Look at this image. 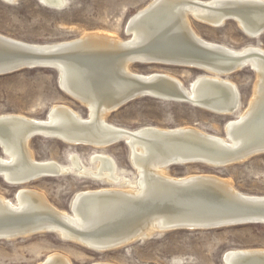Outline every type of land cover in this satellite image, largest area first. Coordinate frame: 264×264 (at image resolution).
I'll use <instances>...</instances> for the list:
<instances>
[{
  "label": "bare ground",
  "instance_id": "obj_1",
  "mask_svg": "<svg viewBox=\"0 0 264 264\" xmlns=\"http://www.w3.org/2000/svg\"><path fill=\"white\" fill-rule=\"evenodd\" d=\"M4 1L14 4L17 0ZM40 1L57 9L67 4L66 0ZM158 1L150 0L127 20L124 31L129 35L128 39H121L105 31H92L67 40L34 43L0 33L2 38L42 48L45 52L53 51L65 44H75L60 50V55L44 60L43 63L57 68L58 82L62 91L87 109L86 117H82L68 105L59 103L51 106L46 119H36L17 113L0 114V119L11 118L24 124L47 126L26 129L23 123L12 122L0 127V147L7 156L0 157V177L6 183L18 187L14 200L0 194V240L52 232L57 233L64 240L77 242L97 251L125 246L155 232H165L174 227L175 224L170 221L173 218L167 217L170 215L166 214L177 209L176 206L179 207L177 196L182 193H172L169 197V192L182 191L187 188L183 186L189 185L186 183L197 179L216 185L232 195L264 199V195L242 193L235 189L228 179L214 174L200 173L180 177L167 174V168L172 165L203 163L221 167L264 153L260 152L264 149V143L249 146L253 142L264 139V114H262L264 62L259 56V54L264 56V49L257 45L232 48L222 43L205 40L194 31L190 22L192 17L198 22L219 27L224 17L234 16L238 27L248 37L256 38L264 32V22L260 23V18L251 16L249 12L244 13L243 11L247 9L240 8H264V0H188L196 4L186 7L180 3L186 0H165L157 3ZM223 1L242 2V5H232V8H236L235 12L233 10V12L221 14L214 6ZM161 12L168 14L166 21L155 24L157 15ZM168 30L180 33L182 38L193 37L206 47L223 49L235 56L248 54L239 60H232V63L235 65V71L244 65L254 71L253 93L245 109L236 118L225 122V136L207 133L191 125L173 128L142 126L137 129H128L107 121L108 114L119 109L129 97L188 102L221 115H231L239 110L240 97L237 86L229 78L224 77L232 74V63L214 55L197 54L191 51L172 54L153 50L156 48L152 47V44L162 41L163 34ZM174 36L177 35L174 34ZM74 52H88L92 57L103 60L105 71H95V69L92 73L94 74L93 84L88 87L82 85L84 80L82 71L87 73L88 67L74 60L73 56H62ZM188 54L194 56V59L181 57ZM134 63L184 66L206 70L209 74L199 75L188 87H185L178 77L167 72L132 71L130 65ZM158 133L183 135L181 138H171L155 135ZM32 136L57 138L68 144L90 145L99 149L123 141L129 147V157L137 175L134 181L121 176L114 159L103 152H95L91 156L90 161L94 164L93 167L84 165L75 153L70 154L68 165L54 160H36L28 146ZM201 136L216 140L220 148H224L225 153L229 151L232 156L228 157V154L221 153L218 156L217 153L214 156L177 153L190 148L197 151L205 147L197 141ZM68 172L112 184L123 183V186L111 185L77 191L71 199L70 212L56 208L42 193L27 187L28 183L37 178L59 176ZM23 180L29 182L19 185L18 183ZM171 184L181 187H174ZM169 199L175 200L173 201L175 203H171L174 206H169ZM150 201L156 202L155 207L148 206L143 214H138L137 212L141 211L138 209H142L145 204L151 203ZM195 201L199 200L195 199ZM48 216L55 220L61 219L72 230L52 221L38 222ZM132 232L133 234L120 246H113L120 240L111 239L118 238L117 235L120 233ZM90 234H95L98 238H108V240L102 243L96 241V238H93L94 235L92 237ZM222 259L223 264H264V249H230L224 252ZM37 264H71V261L62 253L52 252ZM90 264L112 263L95 261Z\"/></svg>",
  "mask_w": 264,
  "mask_h": 264
},
{
  "label": "rangeland",
  "instance_id": "obj_2",
  "mask_svg": "<svg viewBox=\"0 0 264 264\" xmlns=\"http://www.w3.org/2000/svg\"><path fill=\"white\" fill-rule=\"evenodd\" d=\"M60 9L40 0H18L8 4L0 0V33L34 43H50L78 37L86 32L105 31L128 39L124 31L127 20L150 0H66ZM194 31L203 39L232 48L257 45L264 49V32L248 37L232 20L212 27L190 17ZM130 69L140 73L161 71L178 77L185 87L206 70L184 66H162L134 63ZM224 77L234 82L239 91V110L221 115L188 102L141 97L130 101L106 117L107 121L128 129L142 126L173 128L191 125L207 133L225 136L224 124L236 118L250 101L255 84L252 69L241 68ZM65 104L82 117L87 109L66 94L58 85V75L50 68L25 69L0 76V114L17 113L36 119H46L53 104ZM28 146L36 160H54L69 164L75 153L86 166L95 152L111 156L123 177L134 181L137 171L129 157V147L123 141L105 148L73 145L57 138L33 136ZM0 157H7L0 147ZM214 174L228 179L245 194L264 195V153L221 167L203 163L172 165L167 174L175 177L189 174ZM123 186L68 172L59 176H44L27 187L42 193L56 208L70 212L71 199L77 191ZM18 187L0 177V194L14 200ZM264 249V224H246L211 230H172L154 234L125 246L97 251L77 242L67 241L57 233L43 232L11 240H0V264H37L47 254L62 253L71 264L106 261L112 264H223L222 256L230 249Z\"/></svg>",
  "mask_w": 264,
  "mask_h": 264
},
{
  "label": "water",
  "instance_id": "obj_3",
  "mask_svg": "<svg viewBox=\"0 0 264 264\" xmlns=\"http://www.w3.org/2000/svg\"><path fill=\"white\" fill-rule=\"evenodd\" d=\"M163 1L165 0H159L157 3H161ZM180 3L182 6H185V7L192 5V4H196V2L188 1V0L180 2ZM241 3H238L235 1H231V2L223 1L214 7L221 14H224L228 12H233V10L235 12L236 8H232L231 6L232 5L234 6L242 5ZM240 9L242 10L247 9V10H244L243 12L244 13L249 12L250 14H252L251 16L254 15V17L256 18L258 19L260 18V21H259L260 23L264 22V8L242 7ZM167 15L168 14L165 12L159 13L157 15V20L155 24H159L161 22L166 21ZM229 20H232L237 25V19L234 16L224 17L223 21L220 22L219 25H223L226 21H229ZM167 26H169V24ZM174 34L177 36H174ZM73 45L75 44H71V45L65 44L63 46H58L53 51L45 52L44 49L42 48L24 45V44L13 42L12 40L0 37V76L11 74V73L18 72V71L25 70V69H37V68H50V69L55 70L57 73L58 70L57 68H55V66L46 65L45 63H43V61L57 57L58 55H60L59 54L60 50L67 49L68 47H71ZM152 47L156 48L153 50H160L159 53L181 54L180 52L191 51L197 54L214 55L230 63H232V60L233 61L236 59L239 60L241 57H245L246 55H248V54H245L244 56H235L234 54H231L230 52H227L226 50H223V49L209 48V47L204 46L200 41L196 40L193 37H190V38L183 37L182 38V35L180 33L177 34L171 30L165 31V33L163 34V40L154 42L152 44ZM62 56L63 57L73 56L72 58L74 60L79 61L83 65H86L88 67L87 73L82 71V74L84 77V80L82 82L83 86L85 85L88 87L90 86V84H93L92 78H94L93 77L94 74L92 73H94L95 69H96L95 71H98V70L105 71V66L103 65L104 63H102L103 60L101 61L100 58L92 57L91 53L74 52L70 54L66 53ZM259 56H261V59L264 62V56L262 54H259ZM181 57L193 58L194 56H192L191 54H188V55H182ZM91 58L93 59V62ZM234 66L235 65L232 63V73L235 71ZM246 67L249 68L246 65L242 66V68H246ZM96 76L97 74L95 75V77ZM58 85L61 88L59 82H58ZM132 98L133 97L127 98L121 104V106L129 103L132 100H135ZM262 114H264V110L262 111ZM18 121L19 120L17 119H11V118L0 119V127L11 124L12 122H18ZM18 123L22 124L23 122H18ZM22 125L26 129L30 127L31 128L47 127L42 124H24L23 123ZM155 135H159L163 137H171V138H181L183 134H177V133L160 134L158 133ZM199 138L200 139L197 141H199V143H202L205 147L197 151L196 149L190 148V149H186V151L184 150V151L177 152V153L181 155L204 154V155H209V156H212V155L214 156L215 153H217V156H218V154L221 153V154H228V157L232 156V153H229V151L225 153L226 151L223 150L224 148H220L221 146L216 142V140L205 138L202 136ZM262 143H264V139L253 142L249 146H257ZM260 152H264V149L260 150ZM26 182H29V181L23 180L19 182L18 184L22 185V184H25ZM186 184H189V185L183 186V187H187L183 189L185 191L182 190V191H176V192L174 191L171 193L169 192V197L172 195V193H182V194L177 196L179 200V202L177 203L180 204L179 207L176 206L177 209H174L172 212H169L167 214L165 213L166 215H170L167 217L173 218V220L170 219V221L175 224L174 227H171L167 231L211 230V229H218V228L236 226V225H242V224L243 225L264 224V199L243 198L240 196L232 195V193L226 192L222 188H219L216 185L206 183L200 179L190 181L189 183H186ZM171 185L172 186L174 185V187H181L176 184H171ZM186 189H188V191ZM195 199L199 201H195ZM182 200L184 202H180ZM169 201H170L168 202L170 204L169 206H174V204H171V203H175L173 202L175 200L169 199ZM186 201H189V202H186ZM155 205H156V202L147 203L142 207V209H138L141 211H138L137 213L143 214L145 210H147L146 207L148 206L155 207ZM131 215L133 216L134 213ZM51 221L57 224H60L62 226H65L66 228H69L72 230V228L69 225H67L65 222H63L61 219L55 220L54 218H51L50 216H48L47 218H42L38 222L43 223V222H51ZM132 234L133 232L130 234L120 233L119 234L120 236L117 235L118 238L111 239V240H120L117 243H115V245L113 246H120L121 243H123ZM92 235H94V237ZM90 236H92L93 238H96V241H99L102 243H105L108 240V238H100V237L98 238V236L96 237L95 234H90ZM138 240H141V238ZM222 261L224 260L222 259Z\"/></svg>",
  "mask_w": 264,
  "mask_h": 264
}]
</instances>
